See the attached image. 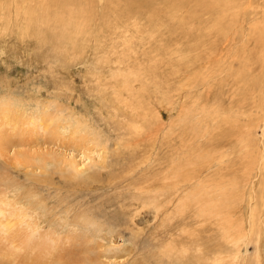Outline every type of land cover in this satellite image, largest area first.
Masks as SVG:
<instances>
[{"label": "rangeland", "instance_id": "374dc122", "mask_svg": "<svg viewBox=\"0 0 264 264\" xmlns=\"http://www.w3.org/2000/svg\"><path fill=\"white\" fill-rule=\"evenodd\" d=\"M41 1L0 0V264H264L254 20L219 34L186 0H92L63 17L89 19L76 39Z\"/></svg>", "mask_w": 264, "mask_h": 264}, {"label": "bare ground", "instance_id": "6f19581e", "mask_svg": "<svg viewBox=\"0 0 264 264\" xmlns=\"http://www.w3.org/2000/svg\"><path fill=\"white\" fill-rule=\"evenodd\" d=\"M128 1H129V3H135V1H133V0H128ZM89 2L92 3V0H42L40 2V4L38 6H36V8H37V10H40V12L42 11L43 14L47 13V19L46 20H44L45 15L42 16V17H44L43 18L44 22H46V21L48 23L54 22V24H56L60 28L71 27V29H75L77 31L75 34V37L77 39L78 37L83 36L84 32H86L88 30L87 29L88 27H87L85 22H87V20H89V19H81L78 23H75L71 20H63V17L65 14H67L68 12H70L71 10H74V9H77L78 12L80 13V15L84 16L85 13H87L88 9L90 8ZM81 3L85 5L84 9L79 8V4H81ZM188 4H189V6L196 5L198 7V10H197V7L194 8L193 12L195 14H200L202 17L205 15H210V16L215 17L214 19H216V24H215L214 19L211 17L213 19L212 23L214 25L213 27H215V28L219 27V34H221V33L225 34L228 32H229L228 34H230L232 29L234 32L237 33L240 30L238 28V26L242 27L246 21L253 19L254 20V23H253L254 27H251V32L255 38H259V41L262 40L263 44H264V6L262 5L263 6V10H262L261 5H260V3H257V0H247L246 5L234 4L232 0H201L200 2L198 0H186L184 2V6L186 7ZM255 5H257V6H255ZM189 6H188V8H189ZM117 8L120 9L119 6H117ZM37 10H33L30 12V17H31L30 19L31 20H30L29 24L31 26H35L34 23L38 22V21L34 22L37 18V14H38ZM229 13H232V16L228 15ZM239 13H241L243 16L239 17ZM133 14H135V11L129 12L127 14L128 16H125V17L132 16ZM34 18H35V20H34ZM228 19L232 20V25L231 26L229 25L230 28L226 27L224 29V27L226 26L225 23L227 24ZM61 33H62V31H61ZM81 34H83V35H81ZM61 35H63L64 39L66 38V36H65L66 33H62ZM247 220L251 224L253 222L254 218L252 217V215H250ZM228 223H229V220H226L224 222V224H228ZM233 229L228 228V226H223V228H222L224 236L226 237L227 241H230L229 244H231V245L237 244L239 246L240 243L247 242L246 241L247 236H249L248 241L253 238L252 237L253 229H252V231L250 229H249V231L245 229L244 233H243L242 230H237L235 228L234 230H236V233L235 232L231 233V231ZM235 238H236V242L234 241ZM26 245L28 246L30 244H26ZM241 247H242V245H241ZM27 252H28V250H27ZM48 256H50V255H48ZM240 259H241V262H243V251H242V249L240 251L235 252V254L233 255V258H231L232 261L230 262V264H237L236 261H239ZM259 262H262V261H259ZM219 264H221V263H219Z\"/></svg>", "mask_w": 264, "mask_h": 264}]
</instances>
